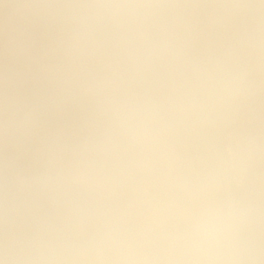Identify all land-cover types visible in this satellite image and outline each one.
I'll list each match as a JSON object with an SVG mask.
<instances>
[{
	"label": "clouds",
	"instance_id": "clouds-1",
	"mask_svg": "<svg viewBox=\"0 0 264 264\" xmlns=\"http://www.w3.org/2000/svg\"><path fill=\"white\" fill-rule=\"evenodd\" d=\"M4 8L0 264H264V0Z\"/></svg>",
	"mask_w": 264,
	"mask_h": 264
},
{
	"label": "rangeland",
	"instance_id": "rangeland-1",
	"mask_svg": "<svg viewBox=\"0 0 264 264\" xmlns=\"http://www.w3.org/2000/svg\"><path fill=\"white\" fill-rule=\"evenodd\" d=\"M30 2V0H0V68H2L3 65V40H4V28H5V22L7 21L9 25L13 22L14 16H13V10H5L4 4H21ZM2 84H0V123H2ZM0 149H2V144H0Z\"/></svg>",
	"mask_w": 264,
	"mask_h": 264
}]
</instances>
